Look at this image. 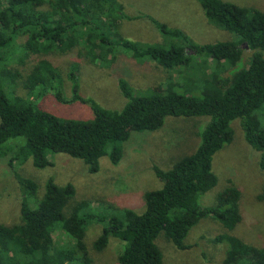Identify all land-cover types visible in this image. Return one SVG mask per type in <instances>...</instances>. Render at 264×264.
Wrapping results in <instances>:
<instances>
[{
  "label": "trees",
  "instance_id": "trees-1",
  "mask_svg": "<svg viewBox=\"0 0 264 264\" xmlns=\"http://www.w3.org/2000/svg\"><path fill=\"white\" fill-rule=\"evenodd\" d=\"M196 1L207 21L234 35L235 41L196 44L180 29L147 15L140 16L151 22L161 43L125 39L117 34V23L132 18L118 0H0V158H7L9 165L31 160L42 170L51 165L47 155L60 153L81 160L94 174L102 157L119 163L131 132L156 131L167 117L208 118L191 154L168 169L153 167L161 187L144 193L139 214L124 207L97 211L85 200L70 205L75 195L71 184L58 185L48 178L40 193L33 180L16 176L20 218L11 226L0 224V264H93L85 245L91 222L102 225L93 250L101 252L112 237L122 243L118 264H162L155 244L158 235L185 250L189 231L205 218L225 231L210 240L225 247L221 264H264V246L230 234L242 220L241 191L231 181L215 190L212 206L198 204L217 185L211 158L232 142L234 120L264 170V12L221 0ZM14 47L16 64L37 57L26 76L10 67L7 52ZM74 48L82 49L94 65H113L117 53L178 72L179 79L165 89L148 88L138 94L119 79L126 103L120 110H106L79 95L75 66L68 75L73 94L66 100L61 75L48 56ZM246 51L250 55L244 60ZM18 88L25 96L17 94ZM41 97L44 102L53 97L64 105H88L92 117L79 122L60 118L36 104Z\"/></svg>",
  "mask_w": 264,
  "mask_h": 264
},
{
  "label": "rangeland",
  "instance_id": "rangeland-1",
  "mask_svg": "<svg viewBox=\"0 0 264 264\" xmlns=\"http://www.w3.org/2000/svg\"><path fill=\"white\" fill-rule=\"evenodd\" d=\"M240 7L253 8L264 12V0H221ZM125 15L132 20L119 21L117 34L120 37L138 43H161V36L151 22L140 15L183 31L193 42L200 45L233 42L236 37L218 28L205 18L196 0H118ZM19 39L17 43H21ZM15 50L11 49V68L26 76L37 57L27 59L23 65L16 64ZM113 65L102 67L88 62L80 48L60 49L48 56L61 75L63 98L70 100L73 83L68 75L76 66L78 93L85 99L94 100L106 110H120L126 100L121 96L118 80L124 79L136 94L148 88H167L172 81H178V72H167L151 62H134L115 54ZM250 53H244V60ZM181 76L183 72L181 71ZM171 77V81L169 80ZM185 77V74H184ZM5 87V82H4ZM5 91H9L7 86ZM25 96L22 88L16 90ZM45 97L36 100V104L60 118L88 120L92 112L88 105L79 102L73 104L57 103L53 97L44 102ZM208 118L167 117L162 125L153 132H131L123 144L122 157L117 165L110 163L107 157L99 160V170L90 174L87 166L78 159L65 154L47 155L51 165L38 170L31 160L23 164L9 165L7 158H0V224L11 226L20 218L21 194L16 176L29 178L39 186L48 178L58 185L71 184L75 189L72 204L82 200L89 201L94 209L128 208L136 213L144 210L143 195L147 191L161 187L155 177L153 167L168 169L180 158L191 154L199 143L198 132ZM264 123V116H262ZM233 140L211 158V170L217 177L213 190L198 199L199 206H212L215 202V190L231 181L240 191L239 201L241 222L230 232L231 235L252 246H264V170L259 167V154L244 141L238 120L231 123ZM213 194V195H212ZM102 225L91 222L86 230L85 245L93 264H118L117 257L122 243L109 238L107 246L101 251L93 250V242L100 235ZM220 224L210 218L201 219L185 238L187 249H176L164 236L159 234L155 244L161 252L162 264H221L224 259L223 244H212L210 240L222 234ZM60 235L56 241L61 242Z\"/></svg>",
  "mask_w": 264,
  "mask_h": 264
},
{
  "label": "water",
  "instance_id": "water-1",
  "mask_svg": "<svg viewBox=\"0 0 264 264\" xmlns=\"http://www.w3.org/2000/svg\"><path fill=\"white\" fill-rule=\"evenodd\" d=\"M245 46V45H244ZM246 47V46H245Z\"/></svg>",
  "mask_w": 264,
  "mask_h": 264
}]
</instances>
